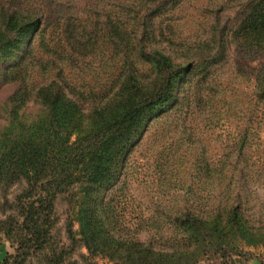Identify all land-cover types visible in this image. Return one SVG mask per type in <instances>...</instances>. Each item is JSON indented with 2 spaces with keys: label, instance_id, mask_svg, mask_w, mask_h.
Returning a JSON list of instances; mask_svg holds the SVG:
<instances>
[{
  "label": "rangeland",
  "instance_id": "rangeland-1",
  "mask_svg": "<svg viewBox=\"0 0 264 264\" xmlns=\"http://www.w3.org/2000/svg\"><path fill=\"white\" fill-rule=\"evenodd\" d=\"M260 1L0 0V130L13 105L24 122L44 117L42 85L74 100L112 95L129 76L160 86L155 54L180 72L120 182L92 193L112 246L91 252L80 237L79 186L57 195L32 238L15 202L25 181L0 184V264H127L115 250L124 239L189 264H264V33L245 30ZM12 70L16 83H4ZM229 206L246 232L227 228L220 241L210 228L230 221ZM187 219L202 228L197 242Z\"/></svg>",
  "mask_w": 264,
  "mask_h": 264
},
{
  "label": "trees",
  "instance_id": "trees-1",
  "mask_svg": "<svg viewBox=\"0 0 264 264\" xmlns=\"http://www.w3.org/2000/svg\"><path fill=\"white\" fill-rule=\"evenodd\" d=\"M246 21L247 33H264V0L254 7ZM152 59L153 67L163 77L160 86L146 88L129 76L119 79L112 95L81 94L74 100L62 84L52 82L33 90L45 108L44 117L24 122L14 105L7 113L8 121L0 130V184L10 187L25 181L26 186L15 202L23 212V228L32 238L38 237L37 221L43 217V211L53 208L57 195L79 186L81 191L75 203L79 206L80 237L91 252L107 244L112 246V239L102 231L103 223L96 218V209L91 208L96 206L91 201L92 193L120 182L124 158L146 120L173 101L180 72L170 71L166 59L158 54ZM17 74L12 70L11 78L4 83H16ZM12 102H16L15 96ZM232 207L227 208L229 222L223 226L214 223L210 228L220 241L227 228L240 234L246 232ZM184 227L195 241L201 236L202 228L194 221L185 220ZM115 250L123 251L127 264H189L185 254H169L152 243L124 239Z\"/></svg>",
  "mask_w": 264,
  "mask_h": 264
},
{
  "label": "crops",
  "instance_id": "crops-1",
  "mask_svg": "<svg viewBox=\"0 0 264 264\" xmlns=\"http://www.w3.org/2000/svg\"><path fill=\"white\" fill-rule=\"evenodd\" d=\"M247 264H258V263H256V262H249V263H247Z\"/></svg>",
  "mask_w": 264,
  "mask_h": 264
}]
</instances>
